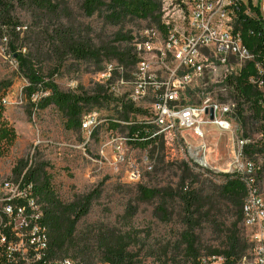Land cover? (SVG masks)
<instances>
[{"label": "trees", "instance_id": "16d2710c", "mask_svg": "<svg viewBox=\"0 0 264 264\" xmlns=\"http://www.w3.org/2000/svg\"><path fill=\"white\" fill-rule=\"evenodd\" d=\"M79 1V9L85 17L98 16L103 29L112 27L116 31L95 39L91 29L75 28L71 16L66 15V0H0L2 50L26 79L24 94L27 102L37 110L55 107L66 119L68 130L81 128L87 108L108 101L107 90L104 85H98L93 93L63 92L53 80L54 76L69 60L94 66L97 72L104 71V65L112 61L126 70L133 67L137 62L132 47L135 37L126 31V27L136 22L150 23L147 27H161L164 0ZM19 8L30 13L37 33L29 35V27L18 16ZM253 12L249 13L242 5L236 7L235 30L255 55V62L245 65L237 74L225 73L215 87L224 92L217 95L218 102L234 105L233 117L240 127L242 139L250 141L242 149L243 159L255 165L261 179L264 177V161L261 162L264 159V92L250 80L260 77L256 65L264 70V20ZM31 41L39 49H43V44H49L48 61L54 72L44 66V59L28 49ZM262 78L264 80V76ZM12 85V80L0 81V156L16 140L15 131L4 118V99ZM35 96L39 99L33 102ZM117 105L119 115L109 119L110 126L122 129L125 127L116 121L128 122L131 114L140 110L122 99ZM126 129L131 144L151 147L152 157L160 155L158 164L164 172L166 154L162 138L153 137L154 129L147 125L133 124ZM256 135L258 139L254 138ZM26 168L27 164L21 162L13 173L16 179L25 173L24 179L34 183L36 193L42 199L44 224L53 256L71 258L80 264H141V254L146 250L144 258L165 262L162 264H204L205 260L213 258H221L222 264H240L252 248L250 239L239 229L248 197V176L243 170L215 173L205 167L183 163L178 166L181 174L175 185L172 182L166 185L138 183L130 189L123 205L124 212L118 216V225L81 228L103 195L102 185L64 202L53 189L44 167L35 166L24 172ZM160 168H154V174H158ZM142 206L153 208L152 217L159 224H177L180 231L174 238L160 240L157 248L150 247L152 234H144L132 225ZM205 224L215 236L209 245L203 242L201 235Z\"/></svg>", "mask_w": 264, "mask_h": 264}, {"label": "built area", "instance_id": "2783aa9c", "mask_svg": "<svg viewBox=\"0 0 264 264\" xmlns=\"http://www.w3.org/2000/svg\"><path fill=\"white\" fill-rule=\"evenodd\" d=\"M239 5L264 20V0H164L161 27L144 28L133 40L135 65L126 70L112 63L104 72L109 93L140 110L132 113L128 122L116 123L125 128L133 124L150 126L154 129L152 136L162 139L179 140L184 138L182 132H187L196 140H204L205 129L210 126L233 136L239 134L240 127L233 117L234 105L220 103L210 96H204L198 105L184 98L185 92L206 73L223 68L226 73L237 74L245 65L255 62V55L235 30V9ZM11 65L15 63L11 61ZM256 67L260 77H253L250 82L264 92V70ZM9 102L6 97L4 105ZM105 122L110 124V120L101 119L96 113L83 117L81 126L88 132V141L102 131ZM125 141H129L128 136ZM248 144L250 141L242 136L237 139L238 157L243 158L242 149ZM106 145L100 156L108 160ZM115 150L116 161L120 163L123 143H117ZM145 160L151 170L148 158ZM129 169L128 182L139 183L138 166L130 163ZM240 170L248 176L243 226L252 243L248 256L240 264H264V177L258 178L253 163L246 162ZM24 175L0 181V264H80L51 254L44 204L34 183L27 182ZM222 263L221 258L204 261V264Z\"/></svg>", "mask_w": 264, "mask_h": 264}, {"label": "rangeland", "instance_id": "374dc122", "mask_svg": "<svg viewBox=\"0 0 264 264\" xmlns=\"http://www.w3.org/2000/svg\"><path fill=\"white\" fill-rule=\"evenodd\" d=\"M65 3L68 5L66 15L71 16L75 28L91 29L93 32L91 35L95 39L99 35L109 36L116 31L112 27L103 29L104 25L98 16L85 17L79 9V0H66ZM17 12L21 21L29 27L31 31L29 35L37 33L30 13L21 8ZM149 24L148 22L129 23L126 31L131 32L135 37ZM43 45V49H39L31 41L28 49L44 59V66L54 72L53 66L48 61L50 46L47 43ZM3 46L0 40V81L3 79L13 81L6 95L10 102L5 107L4 118L15 131L16 140L7 152L0 156V181L15 180L13 170L22 162L27 164L24 172L35 166L44 167L50 176L53 189L59 199L64 202H70L76 195L92 192L102 185L103 195L94 204L90 214L81 224V228L86 225L119 224L118 216L124 212L123 205L128 197L126 194L138 184L128 182L127 174L130 170V163L138 166L141 173L139 183L147 185H166L170 182L177 184L181 174L178 166L183 163L205 167L215 173H230L242 169L246 164L245 160L236 154L238 152L237 139L241 137V132L233 136L230 133L221 132L214 126L205 129L204 140H196L187 132H182L184 138L179 140L173 137L162 139L165 143L166 154L164 172L158 164L160 155L152 157L151 147L141 148L125 141L128 136L126 128L113 129L108 124L109 122H105L102 131L96 133L93 140L88 141V132L82 129V126L75 130L66 128V119L55 107L51 106L45 110L32 109L24 94L27 86L26 79L17 71L15 65H11L12 59L8 54H4ZM112 63L118 64L115 61L108 64ZM108 64L104 65V71L97 72L94 66L88 67L82 62L69 60L53 80L61 91L76 94L91 93L98 85H104L108 101L104 105L87 108L86 115L96 113L101 119L109 120L119 115L117 113V101L119 100L109 93L107 78L103 77ZM225 71L223 68H216L206 73L189 88L190 90L185 92L184 98L195 105L200 104L204 96H210L217 101V95L224 92L215 85L221 82ZM205 80L208 82H204ZM38 99L39 96H35L33 102ZM30 112L31 116H29ZM254 138L258 139L259 136L256 135ZM120 142L124 146V155L119 163L115 158L116 155L118 157L115 147ZM104 145H106L104 150L108 160L100 156ZM146 157L147 162L152 166L151 170L146 164ZM263 161L264 159H261V162ZM158 166L160 170L158 174H154V168L159 169ZM152 210L151 206H142L140 214L132 225L144 234L151 233L150 247L157 248L160 240L174 238L181 228L177 224L169 226L159 224L152 217ZM203 229L201 232L203 242L206 245L212 244L215 238L213 232L206 224ZM239 229L247 235L243 224H240ZM145 255L146 250L141 254V264L165 263L158 262L154 258H144Z\"/></svg>", "mask_w": 264, "mask_h": 264}, {"label": "water", "instance_id": "95a60500", "mask_svg": "<svg viewBox=\"0 0 264 264\" xmlns=\"http://www.w3.org/2000/svg\"><path fill=\"white\" fill-rule=\"evenodd\" d=\"M210 117H211V119H213V118H214L213 111H211V112H210Z\"/></svg>", "mask_w": 264, "mask_h": 264}]
</instances>
